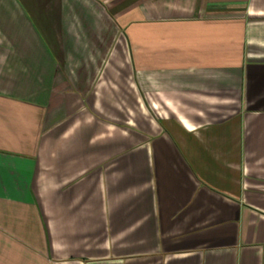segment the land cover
I'll list each match as a JSON object with an SVG mask.
<instances>
[{
    "label": "crops",
    "instance_id": "0c3cea01",
    "mask_svg": "<svg viewBox=\"0 0 264 264\" xmlns=\"http://www.w3.org/2000/svg\"><path fill=\"white\" fill-rule=\"evenodd\" d=\"M0 264H264V0H0Z\"/></svg>",
    "mask_w": 264,
    "mask_h": 264
}]
</instances>
